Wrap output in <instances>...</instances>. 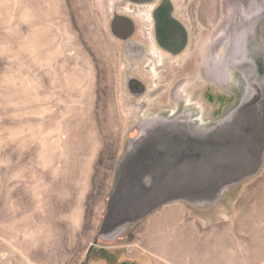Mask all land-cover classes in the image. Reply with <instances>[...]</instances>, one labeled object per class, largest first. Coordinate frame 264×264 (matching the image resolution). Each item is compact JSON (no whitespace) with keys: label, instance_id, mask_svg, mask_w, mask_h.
<instances>
[{"label":"rangeland","instance_id":"1","mask_svg":"<svg viewBox=\"0 0 264 264\" xmlns=\"http://www.w3.org/2000/svg\"><path fill=\"white\" fill-rule=\"evenodd\" d=\"M115 1L0 0V225L8 227L10 250L24 220L25 239L50 248L55 264H218L223 250L211 242L231 227L233 243H248L247 264H264V161L213 205L168 203L114 241L93 243L139 120L193 103L209 121L212 107L217 118L227 104H207L202 88L188 83L173 97V78L191 68L189 54L179 67L161 66L156 55L129 58L111 30ZM179 1L202 31L248 6ZM156 243L169 253L157 254ZM232 251L231 264H239L240 251Z\"/></svg>","mask_w":264,"mask_h":264},{"label":"water","instance_id":"2","mask_svg":"<svg viewBox=\"0 0 264 264\" xmlns=\"http://www.w3.org/2000/svg\"><path fill=\"white\" fill-rule=\"evenodd\" d=\"M247 2L261 7L257 18L264 20V0ZM118 22L129 30L131 19L114 11L111 21L113 34L127 40L129 35H117ZM226 90L233 99L215 119L204 121L200 107L181 103L139 120L117 160L94 244L114 241L168 203L213 205L259 172L264 161V53Z\"/></svg>","mask_w":264,"mask_h":264},{"label":"flooded vegetation","instance_id":"3","mask_svg":"<svg viewBox=\"0 0 264 264\" xmlns=\"http://www.w3.org/2000/svg\"><path fill=\"white\" fill-rule=\"evenodd\" d=\"M254 2H247L241 16L219 23L213 18L202 31L197 19L180 12L179 0H116V15L128 16L132 23L127 30L118 22L115 30L121 37L129 35L120 39L131 59L156 55L161 66L179 67L189 54L191 68L173 78V97L177 99L179 89L188 83L194 90L202 88L207 104L221 108L232 100L226 88L236 81V72L244 74L249 65L255 67L264 53V20L257 18L261 7ZM137 85L144 88L141 82ZM219 110L212 107L205 119H215Z\"/></svg>","mask_w":264,"mask_h":264},{"label":"crops","instance_id":"4","mask_svg":"<svg viewBox=\"0 0 264 264\" xmlns=\"http://www.w3.org/2000/svg\"><path fill=\"white\" fill-rule=\"evenodd\" d=\"M24 221V220H23ZM23 221L18 223L20 225L19 228L20 231H18L17 235L14 237L15 238V243L17 245V249L13 248L10 250L9 245H8V237H9V231L7 225H0V264H26L25 260V255H28V257L32 258L34 262L33 264H37V260L42 258V256H46V261H43L42 264H55L54 261H51L49 258L51 256L50 253V248H45V250L42 249L39 250L40 244L38 243V246H36L35 241H30L26 240L24 237V225ZM221 230V229H218ZM216 234L218 235V239L215 240L214 242H211L212 248L213 249H218V250H223L221 251V256L220 258L223 259V261H219L218 264H231L233 261V251L232 249L234 248L236 251H240V256H236L237 259L240 260L239 264H247V256L244 254V250L248 248V243L245 241H236L233 243L231 238L233 237V231L232 228H225L224 231H215ZM217 236V235H216ZM245 236L246 235H242ZM3 238L5 240H3ZM186 247H188V244H184ZM49 250V251H48ZM154 251H156L157 254L159 253H169L168 247L166 246H160L156 243V247L153 248ZM165 253V254H166ZM215 254L213 255L214 258L216 257ZM28 264V263H27ZM32 264V263H30Z\"/></svg>","mask_w":264,"mask_h":264}]
</instances>
